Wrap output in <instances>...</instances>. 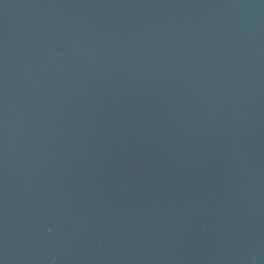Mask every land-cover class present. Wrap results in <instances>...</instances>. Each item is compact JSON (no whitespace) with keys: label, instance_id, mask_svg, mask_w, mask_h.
<instances>
[{"label":"water","instance_id":"water-1","mask_svg":"<svg viewBox=\"0 0 264 264\" xmlns=\"http://www.w3.org/2000/svg\"><path fill=\"white\" fill-rule=\"evenodd\" d=\"M0 264H264V0H0Z\"/></svg>","mask_w":264,"mask_h":264}]
</instances>
